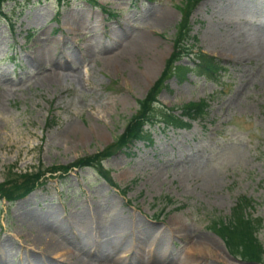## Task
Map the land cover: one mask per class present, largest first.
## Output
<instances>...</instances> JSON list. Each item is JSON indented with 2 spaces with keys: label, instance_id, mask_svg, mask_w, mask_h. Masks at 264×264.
Returning <instances> with one entry per match:
<instances>
[{
  "label": "rangeland",
  "instance_id": "374dc122",
  "mask_svg": "<svg viewBox=\"0 0 264 264\" xmlns=\"http://www.w3.org/2000/svg\"><path fill=\"white\" fill-rule=\"evenodd\" d=\"M5 1L0 182L113 142L163 70L185 0ZM263 12L264 0H199L194 51L220 60L219 78L190 70L157 96L189 126L146 124L150 143L134 140L103 159L117 187L77 167L0 199V264H260L231 254L210 226L227 222L245 195L264 247V49L248 52L264 40ZM193 57L180 62L193 67ZM202 99L203 113L188 118L183 106Z\"/></svg>",
  "mask_w": 264,
  "mask_h": 264
},
{
  "label": "trees",
  "instance_id": "16d2710c",
  "mask_svg": "<svg viewBox=\"0 0 264 264\" xmlns=\"http://www.w3.org/2000/svg\"><path fill=\"white\" fill-rule=\"evenodd\" d=\"M19 1L20 0H13ZM29 1V0H23ZM62 0H58V4ZM91 1V0H90ZM97 4L96 0H92ZM199 0H185L180 6L181 18L177 23L176 32L174 34L172 50L165 61L163 70L155 79L154 83L148 88L145 96L138 100V108L128 118L125 127L118 137L108 146L96 153L87 154V156L78 157L76 161L66 164H56L42 168L40 165L34 166L31 170L24 172H13L11 177L0 182V199H6L9 202L15 199L23 198L28 195L36 186L46 183L48 176L55 175L63 178L70 168L77 167H93L98 176L105 179L106 182L117 187L115 181L110 176V170L102 164L103 159L107 158L113 151L128 147L130 142L134 140H143L146 143L151 142V133L145 128L146 124H152L154 121H162L166 125L178 128L188 127L190 122L180 115L174 114L172 108H167L159 103L157 96L160 89L167 86L166 80L174 77L178 82L183 81L190 70L195 71L199 75H204L210 80H217L218 72L222 69L220 60L203 52L197 48L198 38L191 34L190 12ZM6 2L0 0L1 7ZM194 55L195 63L193 67L180 62L183 56ZM193 57V58H194ZM206 101L202 99L199 102H189L183 106L185 115L193 117L194 115L203 113V107ZM49 172V175H46ZM127 188H121L120 193H126ZM251 198L245 195L239 196L235 207L231 210L230 219L225 222L221 219L212 221V230L220 236L228 248L229 252L248 261H256L264 264V247L256 236L258 229L262 227V219L249 214L247 210L252 207Z\"/></svg>",
  "mask_w": 264,
  "mask_h": 264
},
{
  "label": "bare ground",
  "instance_id": "6f19581e",
  "mask_svg": "<svg viewBox=\"0 0 264 264\" xmlns=\"http://www.w3.org/2000/svg\"><path fill=\"white\" fill-rule=\"evenodd\" d=\"M264 13V12H263ZM167 18H168V15H164V16H162V18L159 20L160 22H164V21H166L167 20ZM158 22V21H157ZM236 24V23H235ZM264 27V26H263ZM256 32V31H255ZM264 32V31H263ZM263 32H261L262 34L261 35H264L263 34ZM246 33V32H245ZM252 33V32H251ZM259 34V33H258ZM239 35V34H238ZM245 35V34H244ZM148 36V35H147ZM253 36H255L254 34H253ZM252 36V37H253ZM242 37V36H241ZM247 37V36H246ZM260 39H263V37L262 38H260ZM260 39H254V42H253V45L251 46V48L249 49V53H252V54H258V53H260L259 51H262L261 49H264V40H260ZM253 40V39H252ZM137 42V41H136ZM138 42H140V41H138ZM150 41H148V39H143L142 41H141V43H144V45H147L148 43H149ZM227 45H229V44H227ZM231 45V44H230ZM241 52V51H240ZM242 53V52H241ZM238 56V55H237ZM243 56V55H242ZM56 74V73H55ZM50 79V78H49ZM97 227V226H96ZM94 228V227H93ZM116 228V227H115ZM124 229V228H123ZM93 230H95V229H93ZM98 231V230H97ZM119 231H120V229H119ZM100 232H101V230H100ZM127 232V231H126ZM95 233V232H94ZM113 233V232H112ZM117 233V232H116ZM91 235V234H90ZM117 235H118V233H117ZM116 236V235H115ZM122 236V235H121ZM91 239V238H90ZM99 240V239H98ZM122 240V239H121ZM120 241V240H119ZM162 241V240H161ZM116 241H114V243H115ZM113 243V244H114ZM119 243V242H118ZM165 243V242H164ZM128 244V243H127ZM115 245V244H114ZM111 246V245H110ZM119 246V245H118ZM116 248V247H115ZM121 251L122 252H124V249H126V244L125 243H123L122 245H121ZM164 249V248H163ZM113 250V249H112ZM111 250V251H112ZM151 252V251H150ZM146 253V252H145ZM118 256V255H117ZM146 258V257H145ZM35 259V261H34V264H36V263H38V260L39 259H37V258H34ZM148 259V258H147ZM115 260V259H114ZM119 260V259H118ZM149 262V261H148ZM189 262V261H188ZM113 263V262H112ZM70 264V263H69Z\"/></svg>",
  "mask_w": 264,
  "mask_h": 264
}]
</instances>
